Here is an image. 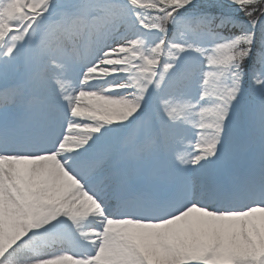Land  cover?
Listing matches in <instances>:
<instances>
[{"label":"snow or ice","instance_id":"1","mask_svg":"<svg viewBox=\"0 0 264 264\" xmlns=\"http://www.w3.org/2000/svg\"><path fill=\"white\" fill-rule=\"evenodd\" d=\"M0 264H264V0H0Z\"/></svg>","mask_w":264,"mask_h":264}]
</instances>
